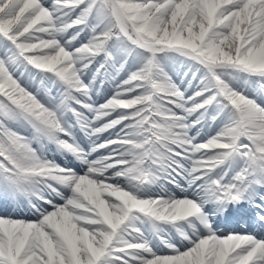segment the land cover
Returning <instances> with one entry per match:
<instances>
[{"label":"snow or ice","instance_id":"snow-or-ice-1","mask_svg":"<svg viewBox=\"0 0 264 264\" xmlns=\"http://www.w3.org/2000/svg\"><path fill=\"white\" fill-rule=\"evenodd\" d=\"M0 264H264V0H0Z\"/></svg>","mask_w":264,"mask_h":264}]
</instances>
